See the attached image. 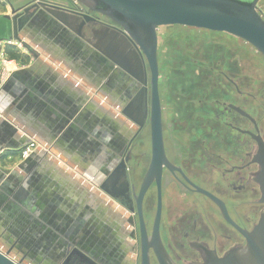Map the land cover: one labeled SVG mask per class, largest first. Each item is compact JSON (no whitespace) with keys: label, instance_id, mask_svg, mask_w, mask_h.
I'll return each mask as SVG.
<instances>
[{"label":"crops","instance_id":"1","mask_svg":"<svg viewBox=\"0 0 264 264\" xmlns=\"http://www.w3.org/2000/svg\"><path fill=\"white\" fill-rule=\"evenodd\" d=\"M44 31L38 42L25 41L31 56L10 57L6 72L0 61V249L32 256V264H56L73 240L110 234L121 242L124 232L130 246L135 242L131 215L99 188L123 126L129 132L133 125L84 42ZM30 143L36 148L22 159Z\"/></svg>","mask_w":264,"mask_h":264},{"label":"flooded vegetation","instance_id":"2","mask_svg":"<svg viewBox=\"0 0 264 264\" xmlns=\"http://www.w3.org/2000/svg\"><path fill=\"white\" fill-rule=\"evenodd\" d=\"M64 1L73 3L72 0ZM39 3L78 14H89L85 9L80 11L77 7L76 9L72 8V5L66 7L64 3L46 0H29L25 6L38 5ZM259 11L261 13L260 9ZM38 12L43 11L37 8L35 14ZM89 15L103 25L115 26L100 15ZM39 17L33 23L34 38L45 30L47 31H44L45 37H50V32H53L54 37L84 42L88 54L94 60L95 58L99 60L103 66L106 75L104 87L108 92L114 88L118 93L121 112L122 108L140 90L139 84L120 71L109 70L106 62L83 40L91 38L89 29L82 31V39L52 21H43V19L45 20L43 15ZM101 28L103 27L97 25L96 29ZM221 76L228 81V84H231L237 97L255 100L254 96L242 92L226 73H222ZM147 80L149 81V76ZM159 84L158 80L161 104ZM222 89L225 93H220V97L214 102L202 106L203 101H199L197 110L188 109V114L185 113L182 125L176 124L177 121L173 119L171 112L165 114L161 105L162 138L167 166H162L159 189L155 178L150 181L143 197L142 214L149 236L160 199V241L164 254L171 264H204L212 257L221 259L229 251L243 248L246 245L245 239L239 231L224 219L219 206L198 189L209 193L221 202L226 210L227 218H230L237 228L245 232H251L257 225L261 214L264 213V203H261L258 182L260 173L258 160L260 157L255 141V137H259L264 143V129L260 120L245 111L242 106L229 103L228 89ZM149 97L148 82L147 98L149 99ZM236 108L251 117L254 123L239 114L235 110ZM132 125L133 128L129 132L123 126L119 151L112 159L107 156L104 170L106 175L115 164L124 161L127 166L130 186L137 193L151 163V140L148 118L143 128H138L133 123ZM146 127L149 149L147 152H142L141 148L145 143L140 141L139 135ZM229 191L232 192L231 196H229ZM240 206L251 210L256 214L255 217L250 218L248 213L243 210L240 214L236 211ZM126 222L132 228L128 237L135 241L130 246L131 251L134 252V258L131 261L128 260L127 252L129 250L120 246L121 243H126L125 239L127 238L122 232H120L123 237L121 242L107 234L103 239L73 240L71 243L93 255H98L101 264H139L138 239H135L138 235L136 226L138 218L130 216ZM149 257L150 264H159L152 251L149 252Z\"/></svg>","mask_w":264,"mask_h":264},{"label":"water","instance_id":"3","mask_svg":"<svg viewBox=\"0 0 264 264\" xmlns=\"http://www.w3.org/2000/svg\"><path fill=\"white\" fill-rule=\"evenodd\" d=\"M75 1L85 8L87 13L100 15L115 26L103 25L89 14L69 12L45 3L21 8L9 5L10 14L0 15V43L10 45L16 42L23 48H27L26 40L35 43L37 40L33 34V23L35 19L43 15L45 17L43 21H52L78 38L83 39L82 31L89 29L91 38L83 39L89 48L106 62L109 70L120 71L139 84L140 90L122 108L121 114L138 128H143L148 118L152 154L149 169L137 193L130 186L124 161H119L109 170L99 183V188L132 217L137 216L138 235L135 239H138L139 264H150V251L153 252L159 264H171L164 254L160 241V199L149 236L142 214L143 197L150 181L155 178L159 189L162 166H167L158 90L157 29L181 26L224 33L250 45L260 54L264 62V17L257 8L260 0ZM37 8H40L45 15L43 12L35 14ZM97 25L103 28L96 29ZM27 51L33 54L29 49ZM148 82L149 99L147 98ZM235 110L254 123L246 113L237 108ZM255 141L260 157L258 182L261 203H264V143L259 137H255ZM198 191L219 206L224 219L239 231L246 242L245 247L233 249L221 259L212 257L204 264H264V213L261 214L253 230L245 232L227 218L226 210L221 202L203 190L198 189ZM66 245L64 252L57 256L56 264H101L98 255H93L72 243ZM11 250L0 249V264H32L29 262L32 256L19 257L12 254Z\"/></svg>","mask_w":264,"mask_h":264},{"label":"rangeland","instance_id":"4","mask_svg":"<svg viewBox=\"0 0 264 264\" xmlns=\"http://www.w3.org/2000/svg\"><path fill=\"white\" fill-rule=\"evenodd\" d=\"M28 1L0 0V15L10 14L9 5L21 8ZM46 1L69 6L64 0ZM257 6L264 17V0H260ZM157 38L161 105L165 114L171 112L177 125L184 123V115L188 109L197 110L199 101H203L202 106L214 102L220 97V93H225L222 88H227L229 103L242 106L245 111L260 120L264 129V62L255 49L224 33L181 26L160 27L157 29ZM0 50V61L4 63L2 64L4 72L7 71L8 65L14 63L8 60L10 57L22 60L25 56H31L16 42L10 45L0 43ZM16 64L17 67L24 66V63L21 65L16 62ZM222 73H226L242 92L254 96L255 100L237 97L231 84L221 76ZM139 136L140 141L145 143L141 150L147 152L149 149L147 127ZM25 147L20 151L22 159H26L22 154ZM231 195L232 192L229 191V196ZM236 201L240 202L238 199ZM242 208V206L237 207L236 211L242 214L243 210L250 218L255 217L256 214L251 210Z\"/></svg>","mask_w":264,"mask_h":264},{"label":"built area","instance_id":"5","mask_svg":"<svg viewBox=\"0 0 264 264\" xmlns=\"http://www.w3.org/2000/svg\"><path fill=\"white\" fill-rule=\"evenodd\" d=\"M72 2L75 4V5H77L78 6V9H85V8H83L80 4H78L75 0H72ZM258 8V7H257ZM77 9V10H78ZM87 11V10H86ZM258 11H259V9H258ZM78 12H80V11H78ZM259 13H260V11H259ZM261 14V13H260ZM34 147V148H33ZM33 148V149H32ZM35 149V144L34 143H30V144H28L26 147H25V150L23 151V156L25 157V158H27L28 156H29V154L31 153V151H33Z\"/></svg>","mask_w":264,"mask_h":264},{"label":"bare ground","instance_id":"6","mask_svg":"<svg viewBox=\"0 0 264 264\" xmlns=\"http://www.w3.org/2000/svg\"><path fill=\"white\" fill-rule=\"evenodd\" d=\"M71 5L73 6L72 8H75V9H76V7L78 8V6L75 5L74 3H72V4L69 3V6H71ZM85 10H86V9H85ZM80 11H82V10H80ZM36 37H37V36H36ZM42 40H43V39H42ZM37 42H38V39H37ZM48 44H49V43H48ZM76 81H77V80H76ZM89 95H90V94H89ZM87 96H88V95H87ZM121 106H123V105H121ZM120 120H122V119H120ZM22 121H23V120H22ZM20 122H21V121H20ZM75 168H76V167H75ZM75 168H74V170H75ZM83 170H84V169H83ZM90 171H91V170H90ZM94 176H95V175H94ZM94 176H93V177H94ZM93 177H92V179H93ZM95 178H96V177H95ZM97 178H98V177H97ZM92 179H91V180H92ZM94 180H95V179H94ZM86 181H87V180H86ZM89 181H90V180H89ZM96 181H97V180H96ZM87 183H88V182H87ZM92 183H93V182H92ZM92 183H91V184H92ZM94 183H95V182H94ZM97 183H98V182H97ZM92 185H93V184H92ZM91 187H92V186H91ZM120 219H121V218H120ZM119 222H120V220H119ZM119 224H120V223H119ZM126 224H128V223H126ZM119 226L121 227L122 224L119 225ZM127 226H128V225H127ZM126 228H127V227H126ZM125 230H128V229H125ZM129 230H130V229H129ZM118 231H119V230H118ZM125 232H126V231H125ZM129 232H130V231H129ZM122 233L124 234V232H122ZM126 233H128V231H127ZM124 235H125V234H124ZM119 241H120V240H119ZM123 242H124V241H123ZM124 243H125V242H124ZM126 243H127V242H126ZM127 244H128V243H127ZM127 244H126V245H127ZM126 245H125V246H126ZM128 245H129V244H128ZM128 245H127V246H128ZM121 246H122V245H121ZM129 246H130V245H129ZM130 248H131V247H130ZM132 248H133V247H132ZM128 255H129V254H128ZM129 259H130V257H129ZM132 259H133V258H132ZM126 261H127V260H126Z\"/></svg>","mask_w":264,"mask_h":264}]
</instances>
